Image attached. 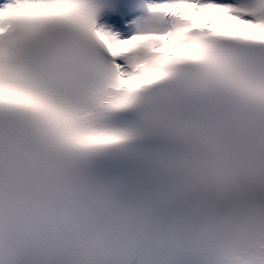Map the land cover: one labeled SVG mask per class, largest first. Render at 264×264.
<instances>
[{
    "label": "snow or ice",
    "instance_id": "obj_1",
    "mask_svg": "<svg viewBox=\"0 0 264 264\" xmlns=\"http://www.w3.org/2000/svg\"><path fill=\"white\" fill-rule=\"evenodd\" d=\"M0 264H264V0H0Z\"/></svg>",
    "mask_w": 264,
    "mask_h": 264
}]
</instances>
